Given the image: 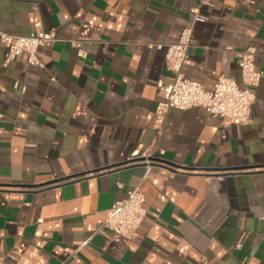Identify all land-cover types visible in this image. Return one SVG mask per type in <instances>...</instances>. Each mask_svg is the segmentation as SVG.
I'll use <instances>...</instances> for the list:
<instances>
[{
  "label": "crops",
  "instance_id": "crops-1",
  "mask_svg": "<svg viewBox=\"0 0 264 264\" xmlns=\"http://www.w3.org/2000/svg\"><path fill=\"white\" fill-rule=\"evenodd\" d=\"M195 11L186 78L240 83L254 47L251 121L172 109L160 138L171 73L147 44L177 42ZM0 31L59 39L43 67L6 63L0 41V264H264V0H0ZM136 188L134 239L97 234Z\"/></svg>",
  "mask_w": 264,
  "mask_h": 264
},
{
  "label": "built area",
  "instance_id": "built-area-1",
  "mask_svg": "<svg viewBox=\"0 0 264 264\" xmlns=\"http://www.w3.org/2000/svg\"><path fill=\"white\" fill-rule=\"evenodd\" d=\"M206 17L195 11L193 25L184 29L175 43H149L150 48L165 52V65L171 73L168 84L158 83L160 98L156 108L158 134L163 137V127L172 109L187 111L202 109L224 122L247 125L251 121V108L257 99L263 73L256 64L257 51L249 47L236 52L240 68V83L220 75L212 91L202 84L189 80L184 74V66L194 44V24L205 23ZM0 41L7 50L6 63L24 56L28 65L43 67L39 51L47 44L59 41L55 32H35L28 36L13 35L0 31ZM74 45L77 42H73ZM77 46V45H76ZM79 56L86 58L87 53L79 50ZM54 80V79H53ZM146 197L140 189L129 191L123 200L116 202L110 215L98 229L97 234L116 235L133 240L147 216Z\"/></svg>",
  "mask_w": 264,
  "mask_h": 264
},
{
  "label": "water",
  "instance_id": "water-1",
  "mask_svg": "<svg viewBox=\"0 0 264 264\" xmlns=\"http://www.w3.org/2000/svg\"><path fill=\"white\" fill-rule=\"evenodd\" d=\"M165 162V161H164Z\"/></svg>",
  "mask_w": 264,
  "mask_h": 264
}]
</instances>
